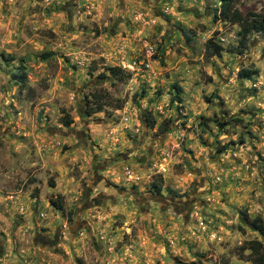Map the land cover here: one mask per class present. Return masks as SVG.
I'll list each match as a JSON object with an SVG mask.
<instances>
[{"label": "rangeland", "instance_id": "374dc122", "mask_svg": "<svg viewBox=\"0 0 264 264\" xmlns=\"http://www.w3.org/2000/svg\"><path fill=\"white\" fill-rule=\"evenodd\" d=\"M220 6L0 0V264H251L264 38L236 52ZM233 7L264 17V0Z\"/></svg>", "mask_w": 264, "mask_h": 264}, {"label": "trees", "instance_id": "16d2710c", "mask_svg": "<svg viewBox=\"0 0 264 264\" xmlns=\"http://www.w3.org/2000/svg\"><path fill=\"white\" fill-rule=\"evenodd\" d=\"M220 1V11H219V18L228 20L233 24L240 25L241 29L238 32L239 36V45L237 49H235L236 52L241 53L246 48V42L248 35L254 31L256 33H260L264 38V17H258L253 18L249 21V19L243 17L239 11L234 10L233 4L235 0H219ZM256 17V16H254ZM188 38V37H187ZM189 40V39H188ZM205 50L209 56H215L220 55L222 48L218 45H216L212 39H209L205 43ZM232 52V51H231ZM257 71L255 69L248 70V69H242L239 72L240 78H247L250 79L254 75H256ZM21 77H17V79H20ZM177 93L180 92V89L178 86L173 87ZM103 109L102 101L101 99L96 101L92 107L89 108V113L94 114L97 112H100ZM72 123V120L68 117H64L62 120V124L65 127H68ZM155 188V187H154ZM158 189L156 190V192ZM246 222L259 234H264V221L260 217H255L253 219H250L247 217V215H244ZM248 251L246 255H244V252ZM239 256L242 260L246 262H250L251 264H264V244L257 240H252L246 242L241 248ZM175 264H203L200 261H191L186 262L180 259L175 260Z\"/></svg>", "mask_w": 264, "mask_h": 264}]
</instances>
